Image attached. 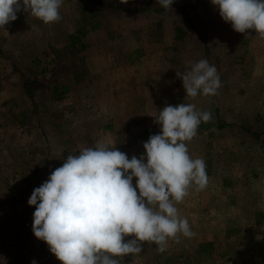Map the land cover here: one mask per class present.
<instances>
[{"label": "rangeland", "instance_id": "rangeland-1", "mask_svg": "<svg viewBox=\"0 0 264 264\" xmlns=\"http://www.w3.org/2000/svg\"><path fill=\"white\" fill-rule=\"evenodd\" d=\"M60 15L45 24L21 11L0 28L1 249L2 226L33 223V190L69 154L100 140L139 158L166 105L211 112L187 142L190 156L262 195L264 39L235 32L211 0H174L171 10L157 0H63ZM201 59L222 86L193 99L180 76ZM31 234L25 259L62 264Z\"/></svg>", "mask_w": 264, "mask_h": 264}, {"label": "clouds", "instance_id": "clouds-1", "mask_svg": "<svg viewBox=\"0 0 264 264\" xmlns=\"http://www.w3.org/2000/svg\"><path fill=\"white\" fill-rule=\"evenodd\" d=\"M157 3L171 10L174 0ZM211 3L235 32L248 35L253 30L264 39V0ZM62 4L63 0H0V28L6 31L5 25L21 11L45 24L57 23ZM180 78L186 96L193 99L215 95L222 86L216 67L206 59L192 64ZM154 118L160 133L143 143L139 158L129 159L98 140L78 155L69 154L33 190L28 200L35 206L33 234L62 264H121L125 256L142 251L141 242L154 243L164 252L170 240L178 243L180 236H195L176 205L190 187L199 191L208 184L206 163L190 156L187 142L197 135L201 122L212 120V114L181 103L164 106ZM129 236L133 238L125 240Z\"/></svg>", "mask_w": 264, "mask_h": 264}, {"label": "crops", "instance_id": "crops-1", "mask_svg": "<svg viewBox=\"0 0 264 264\" xmlns=\"http://www.w3.org/2000/svg\"><path fill=\"white\" fill-rule=\"evenodd\" d=\"M143 60L140 57L136 63ZM207 176L206 188L198 191L190 187L189 194L176 205L195 236H180L178 243L170 240L164 252H159L154 243L141 242L142 251L125 256L121 264H264V192L260 195L250 183H237L223 172L212 171ZM135 183L133 178V186ZM32 224L25 228L13 221L2 226L7 234L5 248L0 246V264H31L33 260L40 264L44 259L56 264L45 257L37 260L36 255L24 258L27 245L34 242Z\"/></svg>", "mask_w": 264, "mask_h": 264}, {"label": "trees", "instance_id": "trees-1", "mask_svg": "<svg viewBox=\"0 0 264 264\" xmlns=\"http://www.w3.org/2000/svg\"><path fill=\"white\" fill-rule=\"evenodd\" d=\"M128 59H130V56L128 57ZM136 61H138V58H136V60L133 59V60H131L130 62H131V63H136Z\"/></svg>", "mask_w": 264, "mask_h": 264}, {"label": "built area", "instance_id": "built-area-1", "mask_svg": "<svg viewBox=\"0 0 264 264\" xmlns=\"http://www.w3.org/2000/svg\"><path fill=\"white\" fill-rule=\"evenodd\" d=\"M42 263L44 264V262H42ZM42 263H40V264H42ZM36 264H39V263L36 262Z\"/></svg>", "mask_w": 264, "mask_h": 264}]
</instances>
